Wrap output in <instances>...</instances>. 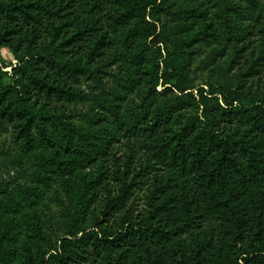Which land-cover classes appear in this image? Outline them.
<instances>
[{
  "label": "trees",
  "instance_id": "1",
  "mask_svg": "<svg viewBox=\"0 0 264 264\" xmlns=\"http://www.w3.org/2000/svg\"><path fill=\"white\" fill-rule=\"evenodd\" d=\"M2 47L0 140L35 155L0 163V264H264V0H0Z\"/></svg>",
  "mask_w": 264,
  "mask_h": 264
},
{
  "label": "rangeland",
  "instance_id": "2",
  "mask_svg": "<svg viewBox=\"0 0 264 264\" xmlns=\"http://www.w3.org/2000/svg\"><path fill=\"white\" fill-rule=\"evenodd\" d=\"M202 24L201 21L197 23ZM199 27H195L197 30ZM204 31V29H203ZM208 33H212V30L208 31ZM0 62L3 64L6 72H11L12 67L16 66L17 61L14 59L12 52L7 47L0 48ZM222 65V64H221ZM210 74V73H209ZM219 70L215 69L213 75L214 80H219V82L223 81V78L219 76ZM221 75V74H220ZM208 74H204L201 76V79L197 82V84H203V80L207 78ZM216 78V79H215ZM162 81L159 82L157 87V91H162ZM93 103L89 102L85 105H81L80 107L84 110L86 109H93ZM2 144H4L2 146ZM0 145L4 148L7 156L4 158H0V163L2 164L1 169H4V166L8 168H12V163L14 159L20 158L22 160L23 165L29 166L33 159L35 153L32 154H21L17 148L11 144L9 138H3L0 140ZM36 154H43L47 156V153L42 152L41 150L36 151ZM45 175V173H42ZM74 177H71L70 183L72 184ZM28 187L29 189L27 192H16L15 193V200L12 201L11 205L13 208V212L10 215H4L1 220L5 221L6 225L11 227V236L13 242L11 243V248L15 250V254L18 253L19 248L21 247L22 242L25 240L26 235L28 233L29 228L34 224L36 221V217L42 218V215L47 212L44 208V205L49 202L50 196L51 198L54 196V191L52 190L49 193L43 192L41 186L35 184V179L32 177L27 178ZM61 186L62 189H57L61 192V196H65L66 192L73 194V189L66 187L63 180L57 183L56 187ZM39 191V193L37 192ZM67 193V194H68ZM18 201V202H17ZM53 213L56 212V209L52 207ZM91 219H87L84 221L86 226L91 224ZM18 259L14 256L12 257L11 261L7 262L6 264H17Z\"/></svg>",
  "mask_w": 264,
  "mask_h": 264
}]
</instances>
